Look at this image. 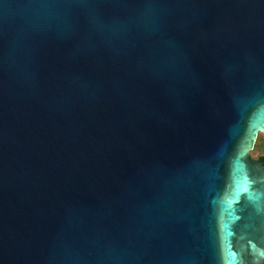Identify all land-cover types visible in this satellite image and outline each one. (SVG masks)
<instances>
[{"label":"water","instance_id":"water-1","mask_svg":"<svg viewBox=\"0 0 264 264\" xmlns=\"http://www.w3.org/2000/svg\"><path fill=\"white\" fill-rule=\"evenodd\" d=\"M264 0H0V264H264Z\"/></svg>","mask_w":264,"mask_h":264},{"label":"trees","instance_id":"trees-1","mask_svg":"<svg viewBox=\"0 0 264 264\" xmlns=\"http://www.w3.org/2000/svg\"><path fill=\"white\" fill-rule=\"evenodd\" d=\"M254 156L260 158L264 164V133H260L255 149L252 151Z\"/></svg>","mask_w":264,"mask_h":264},{"label":"rangeland","instance_id":"rangeland-1","mask_svg":"<svg viewBox=\"0 0 264 264\" xmlns=\"http://www.w3.org/2000/svg\"><path fill=\"white\" fill-rule=\"evenodd\" d=\"M254 156V155H253ZM254 157H256L257 158V156H254Z\"/></svg>","mask_w":264,"mask_h":264}]
</instances>
